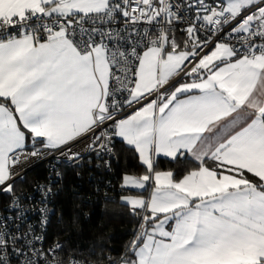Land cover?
Segmentation results:
<instances>
[{"label":"snow or ice","instance_id":"6c2138e0","mask_svg":"<svg viewBox=\"0 0 264 264\" xmlns=\"http://www.w3.org/2000/svg\"><path fill=\"white\" fill-rule=\"evenodd\" d=\"M117 138L135 228L107 264H264V0H0V192L17 209L0 264H103L48 244L49 209L26 222L15 184Z\"/></svg>","mask_w":264,"mask_h":264},{"label":"trees","instance_id":"16d2710c","mask_svg":"<svg viewBox=\"0 0 264 264\" xmlns=\"http://www.w3.org/2000/svg\"><path fill=\"white\" fill-rule=\"evenodd\" d=\"M115 155L97 159L94 154L84 156L78 163L65 164L55 172L53 180V216L50 219L47 243L58 240L80 259H118L132 239L135 221L119 199V180L123 173L133 170L137 161L120 140L114 142ZM107 162V165L106 163ZM48 164H44L17 180L15 194L34 192V188L49 181ZM161 159L162 168L175 167ZM53 175V174H52ZM12 195L0 192V205ZM83 253V255H81Z\"/></svg>","mask_w":264,"mask_h":264},{"label":"built area","instance_id":"2783aa9c","mask_svg":"<svg viewBox=\"0 0 264 264\" xmlns=\"http://www.w3.org/2000/svg\"><path fill=\"white\" fill-rule=\"evenodd\" d=\"M86 155H88V153H85L83 157ZM114 155H115V152L113 150L112 155L104 156L102 159H110ZM44 164L50 165L47 167L49 169L48 171L49 181L38 184L34 188L35 190L34 192H29L25 194H20V193L15 194V197L20 198L18 201L19 204L21 205L19 212H22L24 214L25 221L30 222L37 226L39 225L41 217H42V213L40 212V209L45 207V204L47 208L49 209V213H48L49 222L53 216L54 210H53L52 205H53L54 189H53V180L51 177H53L54 175L55 177H59L56 175V173L58 172L60 166H63L65 164H72V163L68 162L67 160L63 158L53 159L51 157H47V158L40 159V160H34L33 162H31L30 165H25L24 168H26V171H22L21 168H17V172H22V174L25 175L26 173L32 170H35L36 168ZM53 169H58V170L57 172H55L53 171ZM17 180H19V178H17ZM42 186L52 187V192L48 195V197H44L43 192L41 190ZM13 199H14L13 196H11L7 203L0 205V217H9L10 218L9 222H11V218L13 217V214L17 212V209L11 207L13 203ZM41 201H44V203H42ZM48 227H49V224L47 226L46 232H48Z\"/></svg>","mask_w":264,"mask_h":264},{"label":"crops","instance_id":"0c3cea01","mask_svg":"<svg viewBox=\"0 0 264 264\" xmlns=\"http://www.w3.org/2000/svg\"><path fill=\"white\" fill-rule=\"evenodd\" d=\"M117 140H119V139L117 138Z\"/></svg>","mask_w":264,"mask_h":264}]
</instances>
